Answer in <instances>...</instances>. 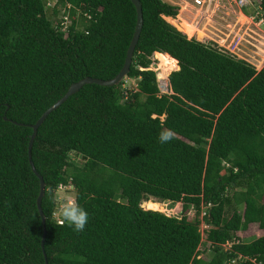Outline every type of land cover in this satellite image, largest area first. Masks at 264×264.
I'll return each instance as SVG.
<instances>
[{
  "label": "trees",
  "instance_id": "1",
  "mask_svg": "<svg viewBox=\"0 0 264 264\" xmlns=\"http://www.w3.org/2000/svg\"><path fill=\"white\" fill-rule=\"evenodd\" d=\"M60 1L81 9L70 11L67 32L45 0H0V264H264V236L237 237L251 225L264 230V67L189 39V29L166 21L179 8L163 0H139L144 24L124 80L85 85L38 130L32 161L46 185L45 257L31 126L74 83L114 79L137 23L131 0ZM187 7L182 18L208 36ZM154 55L161 79L180 67L169 94L151 69ZM162 127L176 132L170 143H159ZM58 184H70L88 212L83 232L52 219L46 193ZM151 198L183 203L182 215L158 212ZM202 224L209 261L200 257Z\"/></svg>",
  "mask_w": 264,
  "mask_h": 264
},
{
  "label": "rangeland",
  "instance_id": "2",
  "mask_svg": "<svg viewBox=\"0 0 264 264\" xmlns=\"http://www.w3.org/2000/svg\"><path fill=\"white\" fill-rule=\"evenodd\" d=\"M173 6L179 8V14L175 19L167 18V22L172 25L171 20H175L174 23L178 25L184 31L189 29L188 38H196L199 41L205 42L207 44L214 43L219 48L224 51L230 53L238 59L245 60L248 63L254 65L257 70H261L264 67V23L261 21L264 20V11L261 9L260 15H257L259 1L257 0L254 3L252 0L249 3V6L241 8L239 5L234 2H225L222 0H216L213 2L212 10L208 13H205V8L202 13H198V10H190L192 15H196L194 20V24L199 25V29L206 28L208 31V36L203 35L202 33L193 30L185 19L182 18L181 14L183 11V3H180L178 0H163ZM180 3V5H179ZM202 10V9H201ZM52 10H49V13L52 15ZM255 13V14H254ZM49 14V17H50ZM211 15V21L209 20V16ZM57 18V17H56ZM56 20V19H55ZM184 25H187L188 28H185ZM174 26V25H173ZM175 27V26H174ZM178 29V28H177ZM179 30V29H178ZM180 31V30H179ZM154 63L151 67L153 71L157 73L158 84L162 94L171 93L170 85H169V76L164 79H161L159 75L163 72L161 69V63L157 59L156 55L152 57ZM126 89H132L137 91V80L135 79H127L125 86ZM76 163L82 165L83 161L79 157H73ZM71 194L76 198V194L74 189L71 187ZM149 201H154L162 204L164 211H158L166 214L167 216H178L182 215L183 203H176L172 205L171 202H159L158 200L151 198ZM145 202L142 203V208H145ZM149 210V209H146ZM155 211V210H153ZM157 211V210H156ZM187 216L190 219H195V210L191 208L187 212ZM203 215L199 217L202 220ZM210 227L202 224L201 231L203 233V245L200 248V257L209 261L211 259L210 252V244L206 242V231ZM264 236V230H261L257 225H251L247 231L237 233L238 239L242 242H250L256 238ZM232 243H228L223 246V248L227 251L231 249Z\"/></svg>",
  "mask_w": 264,
  "mask_h": 264
},
{
  "label": "water",
  "instance_id": "3",
  "mask_svg": "<svg viewBox=\"0 0 264 264\" xmlns=\"http://www.w3.org/2000/svg\"><path fill=\"white\" fill-rule=\"evenodd\" d=\"M131 2L134 4V6L136 7V11H137V23H136V28L134 31V35L132 38V41L130 43L128 52H127V56H126V60L124 63V66L122 68V70L119 72V74L111 80H102V79H97V78H85L77 83H74L73 85H71V87L69 88L68 92L65 94L64 97H62L57 103H55L53 106H51L42 116L41 118L36 122V124L32 125L31 128L33 129V134L32 137L30 139V143H29V160H30V164L32 167L33 172L37 175V177L40 180V194L37 200V204H38V209L40 211L41 217H42V222H43V227H44V233H43V239H42V249L44 252V255L46 257L45 254V241H46V236H47V230H46V217L44 215V212L42 210V200L45 196V191H46V185H45V181L43 179V177L37 172L36 167L34 165V162L32 161V149H33V145L38 133V130L40 128V126L44 123V121L47 119V117L54 112L55 110H57L62 104H64L72 95L76 94L80 89H82L85 85L87 84H97L100 86H116L119 85L124 78L128 75V73L130 72V68L132 65V61H133V56H134V52L136 49V46L139 42L140 39V35L143 29V24H144V16H143V8H142V4L139 0H131ZM180 69V67H179ZM6 120H8L5 117ZM46 264H48L47 259H46Z\"/></svg>",
  "mask_w": 264,
  "mask_h": 264
},
{
  "label": "clouds",
  "instance_id": "4",
  "mask_svg": "<svg viewBox=\"0 0 264 264\" xmlns=\"http://www.w3.org/2000/svg\"><path fill=\"white\" fill-rule=\"evenodd\" d=\"M176 132L163 128L158 135L161 144L170 143L176 138ZM47 199L54 205L51 217L60 226L67 224L74 232H83L89 222L88 212L79 205L77 199L71 194L70 184H58L47 190Z\"/></svg>",
  "mask_w": 264,
  "mask_h": 264
},
{
  "label": "built area",
  "instance_id": "5",
  "mask_svg": "<svg viewBox=\"0 0 264 264\" xmlns=\"http://www.w3.org/2000/svg\"><path fill=\"white\" fill-rule=\"evenodd\" d=\"M180 3H183L184 5H187V8H190V10H198L197 12L202 13L203 11L206 10V13L210 12L212 10V5L213 2L216 0H178ZM222 1H227L229 2H234L235 4L239 5L241 8H244L246 6H249V3L252 0H222ZM257 0H254V3ZM259 1V0H258ZM61 1L60 0H45V8L46 10H54V9H59V16L57 17V21L56 24L60 25L61 30L63 32H67L69 26L72 25V18L70 16V11L71 10H76L78 12V14H81V9L78 7H75L73 4L71 3H65L64 5H60ZM179 3V5H180ZM172 5V4H171ZM181 6V5H180ZM205 8V10H203ZM202 9V10H201ZM261 9L260 7H258V13L257 15H260ZM85 17L90 18V15L88 14H84ZM262 23H264V20L261 21ZM126 88V87H125ZM130 91L135 92L132 89H129ZM125 95H127V92H125ZM204 216V213H203ZM253 263H255V261H252ZM256 264V263H255Z\"/></svg>",
  "mask_w": 264,
  "mask_h": 264
}]
</instances>
